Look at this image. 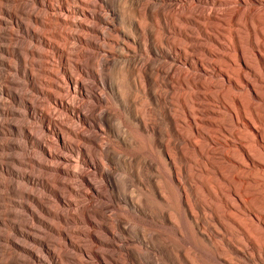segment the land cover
Segmentation results:
<instances>
[{
    "label": "bare ground",
    "instance_id": "obj_1",
    "mask_svg": "<svg viewBox=\"0 0 264 264\" xmlns=\"http://www.w3.org/2000/svg\"><path fill=\"white\" fill-rule=\"evenodd\" d=\"M228 1L230 0H194L193 2L205 4L218 3L221 5L223 3H227ZM233 1L244 3L246 5V8H244L245 10L228 8L223 14L221 12V18L214 15H208V17H206L209 27L215 32V34L211 36H206L207 41L218 49L225 48L224 43L226 41L223 43L222 40L227 39L229 41V47H227L229 51L228 54L220 55V62L228 68V70L220 71L221 80L226 83V86H220L219 91L216 93V96L221 101H224V99L228 100V103L226 101L227 104L223 106L227 111V115L225 114V116L223 115L219 117L220 114L216 105L208 106L206 104L207 106H201L202 104L200 99L213 100L211 96L207 95L208 93L200 94L194 92L193 90H189L188 93L184 94H177L174 92L173 98L180 104H176L174 107L175 111L178 115V119L180 118L179 121L181 124L184 126L186 125L184 132L185 141L182 146L178 145L177 141L174 139L180 135L175 123V117L167 118V127L164 133H162L157 127V120L159 118L158 115L164 114V109L160 107L158 111L149 107V104L156 105L158 97L160 99L164 98L163 96L152 92V82H157V80L151 78L150 72L154 71L156 75L160 77L163 73L166 75L167 71H165L162 64H158L151 59V56L146 58L139 57L137 55V51L143 50L146 51V53L148 52L152 55H156V52L151 47L153 34L149 28V22L153 21L157 25L158 30L156 31L157 35L155 34L156 39L158 42L162 43L165 41V38L164 29L160 24L164 20L169 19L173 23L180 21L186 24L185 27L175 25L178 30L176 33L177 39L179 41H183L187 39L186 32L190 29V27H192L191 25L194 23V19L191 17L187 18L183 13H177L172 9L164 11L161 6L157 5V7H153L148 0H120L121 9L119 10L112 7L110 0H97V3H99V5L105 10V12L100 15H96V13L94 14L91 11L92 9H90L93 6L92 4L94 1L91 4L86 0H65L64 5L56 7L57 10L62 13L60 15L73 16V18L69 20H66L64 17L57 18L59 22H66L68 25L72 26L73 31H66L68 33H65L64 38L67 40V43L65 42L66 45L64 49L62 48L64 56L60 61V73L64 86L60 85V87L58 85V87L49 80L44 83L48 87L51 86L56 88L58 91L66 92V94L68 96L70 95L71 98L69 97L70 99H63L49 96V102L55 107L62 108V110L64 109L71 121L73 120L74 123L93 128L94 134L84 137V139L92 145L91 149H84L71 142H67L65 133H67V135L70 134L73 138L75 136L77 137V134L74 132L72 127L60 124L56 126V123L54 124L48 119L42 130L44 133H51L53 135L54 141L52 140V142H55L59 151L61 149L63 150V153H55L56 151L52 152L51 149L46 148L47 146L44 147L41 143H39L38 147L42 154L41 157H44L45 161L55 160L57 164H55L56 166H48L46 164L44 165V168L54 170L61 175L72 177L74 179L76 178V180H80L83 188H86V193H84V195H93L101 199L105 198V195L99 189L100 184L96 185L97 183L95 184L92 182L89 179L90 177L88 178L77 169L80 164L87 165L89 168L93 166L90 162L84 160L83 156L85 153L99 156L101 162L105 161L107 163H111L115 161L113 154L104 150L98 142V134L103 133L106 130L115 133L114 128L111 126V120L114 115L112 113L93 115L92 112L94 106H89L88 104L87 107H89L87 112H82V107L74 104V99L78 98L83 100L91 99L92 102L94 101L96 103L102 101L101 95L91 92L90 89H88L87 84L80 78V76L95 77L97 83H99L102 88V93H104L105 90H109L118 105L136 121V127L141 132L148 135V144L156 145L158 147L159 155L162 157L165 165H168L171 170L170 174L167 172L165 173L163 179H158L145 174L144 181H141V184H148L151 187L152 195L159 202L168 203L172 206V211H161L159 208H157V210H152L150 211V216H159L162 221L174 226L177 235L181 238H183L186 234L192 240L188 246H175V253L173 257H170L163 248L159 249L160 254L168 259L172 264H212L206 260V255L201 250L205 244L210 245L216 253L221 254L222 257H220V260L225 263L249 264L248 261L242 260L239 256H237V250L232 246L231 239L243 246L245 243L244 238L249 239L254 244L255 251H257L260 247H264V8H261V6L258 7V0ZM35 3L38 6H43L42 0H35ZM8 4L11 5L10 8L8 7ZM23 9L24 5L21 1L19 2V0H0V173L4 175L13 173L15 176L22 177L28 182L33 183L35 180L33 177L22 176L16 171L11 170L8 166L9 160L17 161V157L15 156L16 159L12 158V155L10 156L8 151L20 148L19 144L11 141V136L15 134L25 135L28 133L25 127L11 123L12 120L10 121V119H13L16 115H18V112L10 107L9 101L14 104L22 105L25 110L24 115L28 117H32L34 115V110H36L34 109L32 103L24 101L18 94L9 89L8 85L14 84V79L12 80L7 73L5 74L7 71H13L15 69L14 65H12L14 67L12 68L6 57L11 56L17 61L21 60V56L17 53L16 49L10 48L8 46L9 44H7L9 39L7 35L9 34L8 29H10V25L16 26L19 30L20 28L23 29L32 37L36 36L34 31H28V29L24 28V26H22V24L17 20L16 14L23 12ZM184 12L193 13L197 17H203L201 15L202 13H197L198 9L191 6L186 7ZM30 19L34 23H39L37 15H30ZM90 19L93 21L97 20V22L105 25L106 28L111 27V22H114L115 20L122 21L129 27L128 31L124 29L116 30L122 40L120 42L118 40L114 42L119 45L120 48L119 51L116 52L115 60L108 61L102 54L106 53L105 49L100 44L88 40L82 33H80L95 31L94 27L89 24ZM88 20L89 22H87ZM51 27L52 26H50V28ZM53 30L56 31L55 29ZM50 32H52L51 29ZM97 33L100 37H102V33ZM52 35L57 36L58 34L53 32ZM80 45L92 46L97 51L96 52L94 50L96 52L95 54L89 56L86 55L87 59L84 60L87 64H95L98 68L100 67L101 70H116L120 78L119 82L110 83L105 78L98 80V70L95 72L85 70V64L78 61V56L81 53L79 52L81 50H78V46ZM44 46L49 49L53 48V45L50 42H45ZM187 47L191 51L203 50L204 53H209L206 44L199 41H196L194 44ZM158 51L160 53H164L166 57H174V51L168 52L162 51L161 49ZM247 52L251 55L252 64H250L247 59ZM37 65L39 66V64ZM195 67L201 73L205 72L203 62L201 60L195 62ZM168 71H170L168 77L179 84L180 82H190L195 88L196 86H205V88L214 87L212 83H198L192 77H185L175 69H169ZM42 72L48 75V77L55 76L46 69H43ZM247 75H252L258 85L249 80ZM25 76L29 80L32 89L37 94L44 93L42 89L34 85L32 74L26 73ZM158 82L161 86H166V81L164 79H160ZM241 86H244V88L242 87L241 89ZM64 98H66V96ZM187 101L191 103L193 113L195 112V114L198 115L196 118L193 117V120L197 122L196 126L186 124L188 121L185 122L184 120V113L188 112L185 115L186 119L189 118L188 116L192 117L191 111L186 109ZM130 107L134 108V110L131 111ZM217 116L219 117L218 121L215 120ZM239 123L243 126L245 137L254 149L253 154L248 148L243 147L241 144L228 142L226 144L227 150L222 151L221 153V160L220 158L217 160L218 158L214 159L211 158V155H207L209 154L208 148L205 147L201 149L203 143L197 145L191 142L192 137L200 138V142L202 138L206 137L200 128H213L214 130L216 129V132L229 137L235 135L236 132H234L235 130H233V126ZM162 134L166 137L164 142H160L158 140V137ZM117 138L121 145L130 146L131 142L127 135H117ZM133 141L141 146L138 139L133 138ZM197 156L201 159V168L195 171L192 176L196 185L188 188L183 182V175L187 172V167L184 164V161L189 160L194 162L197 159ZM119 161L127 165H138L143 171L148 172L155 170L154 165L145 158L130 156L127 158H120ZM102 175L106 180L110 179L109 174L105 171L103 172V169ZM66 180L67 179H64L65 182L56 180V182L64 188V190H67L68 194L70 192L74 196H80L81 194L79 189L77 190V187L74 188L71 184L67 183ZM8 188H10V185L6 180L0 182V198H3L4 195H6V190H8ZM52 192L54 193L57 201L56 204L68 206L69 204H76L75 198H73L75 201L69 202L60 191L52 190ZM248 197L251 198L249 199ZM207 199L211 200L208 201ZM135 201L130 199L128 202L135 204V208L142 211L143 207L139 202L143 201ZM88 203L89 202H87V204ZM98 204L93 207L91 212L94 216L103 218L107 205L100 204L99 202ZM0 208H2L0 212H6L2 205ZM40 208L45 210L41 205ZM249 208L258 212L261 218H258L257 214ZM32 209L34 208L32 207ZM181 209H183V211H181ZM87 212L88 210L85 206L77 205L76 212L72 214V221L87 223L92 226H99L103 230V233L111 238H114V232L111 227L97 225L88 218ZM247 215H249V217H245V221L241 219V217ZM207 217L210 218L212 223H206V219H208ZM2 226H6V222L0 217V228ZM231 228H236L237 230L239 229L238 231L241 230L243 235H240L241 237L236 235ZM219 229H221L222 232H219ZM84 230H75V234L81 238L88 237L90 240L96 241L109 248L115 247L108 239L101 238L98 235H93L92 233ZM223 231L225 233H223ZM2 233H0V243L8 239L4 233ZM19 234L23 238L36 241V239L32 237L34 235L29 236L22 232ZM63 235L68 240L67 235ZM146 239L147 238H145V240ZM38 243L42 250L48 254L49 251L47 250L44 242L39 241ZM76 248L82 258H89L92 253L90 249L81 247V245ZM26 252L32 257L40 260L39 255L36 256L28 250H26ZM94 256L97 258L98 264H109L110 261L114 260V253L111 249L101 255L95 253ZM124 256L127 259H132V253L130 251H126ZM254 258L255 255L251 254L248 260H253Z\"/></svg>",
    "mask_w": 264,
    "mask_h": 264
},
{
    "label": "rangeland",
    "instance_id": "obj_2",
    "mask_svg": "<svg viewBox=\"0 0 264 264\" xmlns=\"http://www.w3.org/2000/svg\"><path fill=\"white\" fill-rule=\"evenodd\" d=\"M20 1L24 5V9L23 12L16 14L17 20L22 24V26H24V28H27L28 31H34L36 33V36L32 37L23 29L20 28L19 30L16 26L10 25L11 27H9L10 29H8L9 34L7 35V37L9 38L7 44H9L8 46L10 48L16 49L17 53L21 56V60L17 61L11 56L6 57L9 64L11 66L14 65L15 69L13 71H7L5 72V74L7 73V75L10 76L12 80L14 79V84L8 85L9 89L18 94L24 101L32 103L34 109L36 110H34V115L32 117H28L24 115L25 110L22 105L14 104L13 102L9 101L10 107L18 112V115H16L13 119H10V121L12 120L11 123L25 127L28 133L25 135L15 134L11 136V141L13 143L19 144L20 148L13 150L11 149L8 151L10 156L12 155V158L16 159L17 157V161L9 160L8 166L11 170L16 171L22 176H31L35 180L33 183H30L22 177L15 176L13 173L8 175L0 173V182L6 180L10 185V188L6 190V195H4L3 198H0V206L2 205V207H4V209L6 210V212H0V214H3H1L0 217L6 222V226H2L0 228V233H2L3 231L4 235L8 238L7 240L0 243V247L2 249H0V264H98L97 258L94 256V254L97 253L101 255L110 249L114 253V260L110 261L109 264H172L168 259L160 254L159 249L163 248L170 257H173L175 253V246H188L192 240L186 234L183 238H181L179 235H177L174 226L162 221L159 216H150V211L152 210H157V208H159V210L161 211H172V206L168 203L159 202L152 195L151 187L148 184H141V181H144L145 174L158 179H163L165 173L167 172L170 174L171 170L169 169L168 165H165L162 157L159 155L158 147L156 145L148 144V135L141 132L136 127V121L118 105L117 101L111 95L109 90L104 91L105 95L104 93H102V88L100 84L97 83L95 77L94 79L91 76H80V78L83 79V81L87 84L88 89H90L91 92L101 95L102 101L96 103L94 101L92 102L91 99L83 100L78 98L74 99V104L82 107V112H87L88 107L93 105V115L102 113H112L114 115L111 120V126L114 128L116 134L106 130L103 133L98 134V142L104 150L109 151L113 154L115 161L111 163H107L105 161L101 162L99 156L85 153V155L83 156L84 160L90 162V164H92L93 166L89 168L87 165L80 164V169H77L88 178L90 177L89 179L95 184L97 183L96 185L100 184L99 189L105 195V198L101 199L93 195H84V193H86V188H83L80 180H76V178L74 179L72 177L61 175L54 170L44 168V165L46 164L48 166L55 165L56 161H45L44 157H41L42 154L38 147L39 143H41L44 147L47 146L46 148L51 149L52 152L56 151L55 153H63V150L60 149L59 151V148L58 146H56L55 142H52V140L54 141L53 135L51 133H44V131L42 130V128L46 125L48 119L54 124L56 123V126L60 124L63 126L68 125L72 127L74 132L77 134V137L75 136L73 138V136H71L70 134L67 135V133H65L67 142H71L74 145L84 149L92 148V145L88 143L84 139V137L93 135L94 129L74 123L73 120L71 121L70 117L64 109L62 110V108L53 106L49 102V96L63 99H67L69 97L71 98V96H68L66 92L58 91L54 87H48L44 83L45 81L49 80L57 86H64L61 80L60 73V61L64 56V51H62V48L64 49L67 43V40L64 38L65 33L72 32L73 28L66 22H59L57 18L64 17L66 18V20H69L72 19L73 16L65 15V17L63 15H60L62 13L59 12L56 7L59 5H64L65 0H42L43 6H38L35 3V0H19V2ZM86 1L90 2L91 4L93 1L95 2H93V6L90 8L92 9L91 11L94 14L96 13V15H100L105 12V10L99 5V3H97V0ZM110 1L114 9H121L120 0ZM148 1L150 2L151 0ZM193 1L194 0H152L150 3L153 7H157L158 5L161 6L164 11L172 9L177 13H183L187 18H193L194 23L191 25L192 27H190V29L186 32L187 39L179 41L176 35L178 30L176 29L175 25L179 27H185L186 24L180 21H176L177 23L174 22V24L169 19L164 20L160 25L164 29L165 41L161 43L156 39V31L158 30V27L155 22L151 21L149 22V28L153 34L151 47L156 52V55H152L148 52L146 53V51L143 50L137 51V55L139 57L146 58L151 56V59H153L158 64H162L165 71H167L166 75L165 73H163L160 77L157 76L154 71L150 72V76L152 79H156L157 82L160 79H164L166 81V86H161L159 82H152V92L157 95L163 96L164 98L160 99L158 97L156 105L149 104V107L153 110L158 111L160 107L164 109V114L158 115L159 118L157 120V127L162 133H164L167 127V118L175 117V123L180 135H178L174 139L180 146H182L185 141L184 132L186 125L184 126L181 124V122L179 121L180 118L178 119V115L175 111L174 107L176 106V104H180L173 98L174 92L177 94H184L188 93L189 90H193L194 92L200 94L208 93L207 95L211 96L213 100L200 99V102L202 104L201 106L204 107L206 104L208 106L216 105V108L218 109L220 114L219 117L223 115L225 116V114L227 115V111L223 106L228 103V100L224 99V101H221L216 96V93L217 91H219L220 86H226V83L221 80L220 71L228 70V68L220 62V55L228 54L229 51L227 47H229V41L227 39L222 40L223 43L226 41L224 43L225 48L223 49H218L207 41L206 36H211L215 34V32L209 27V23L206 17H208V15H214L221 18V12L223 14L224 11L228 8H237L238 10H245L244 8H246V5L244 3L234 2L233 0H230L227 3H223L221 5L218 3L205 4L196 3ZM258 3V7L261 6V8H264V0H258ZM234 4L236 5V7ZM188 6L198 9L197 13H202L201 15L203 17H197L193 13H185L184 9ZM8 7L10 8L11 5L8 4ZM128 13L132 15L130 12ZM30 15H37V17L39 18V23H34L30 19ZM87 22H89V20ZM89 24L94 27L95 31L80 33H82L88 40L100 44L106 51V53L102 54L108 61L115 60L116 52L119 51L120 48L119 45L114 42L116 40H118L119 42L122 40L116 30L124 29L128 31L129 27L119 20L111 22L112 26L107 28L105 25L97 22V20L93 21L90 19ZM50 26L52 27L50 28ZM50 29L52 32H50ZM53 29H55L56 31H54ZM67 30L68 32H66ZM53 32L58 35H52ZM97 32L102 33L103 38L100 37ZM196 41L202 42L203 44L205 43L209 53H204L203 50H189L187 46L194 44ZM45 42H50L53 45V48H46L44 46ZM159 49L168 52L174 51V57H166L164 53H160L158 51ZM78 50H81L79 51L81 53L78 56L79 60L78 58L77 60L85 64V70H88L90 72H95L98 70V80L105 78L110 83L119 82L120 78L116 70H101L97 65L89 63L87 64V62H85V60L87 59L86 55L89 56L97 52L92 46L80 45L78 46ZM246 56L249 63L252 64L251 55L247 52ZM199 60L203 62V66L205 69L204 73H201L195 67V62H198ZM37 64H39V66ZM14 67L12 66V68ZM43 69H46L47 71L53 73L55 76L48 77V75L42 72ZM169 69H175L185 77H192L198 83H212L214 87L205 88V86H196L195 88L190 82H180L179 84L178 82L168 77L170 74V71H168ZM26 73L32 74L34 85L42 89L44 92L43 94H37L32 89L29 80L25 76ZM247 77L249 78V80L258 85L252 75H247ZM242 87L244 88V86H241V89ZM65 96L66 98H64ZM186 103V109L191 111L192 117L188 116L190 119H186L185 115L188 112L184 113V120L185 122L188 121L186 124L196 126L197 122L193 120V117L196 118L198 117V115L195 114V112L193 113L191 103L188 101ZM87 104L89 105L88 107ZM130 110L133 111L134 108L130 107ZM219 117L217 116L215 120L218 121ZM118 122L120 125L118 124ZM233 127V130H235L234 132L236 133L235 135L229 137L227 135L216 132V129L214 130L213 128H208L209 130L207 128H200L204 132L206 137L202 138L201 142L199 141L200 138L192 137L191 142L197 145L203 143L201 149L205 147L208 148L209 154L207 155H211V158L214 159L218 158L217 160H219V158L221 160V153L222 151L227 150L226 144L228 142L241 144L243 147L248 148L253 154L254 149L251 146V143L246 139L241 123L234 125ZM117 135H127L131 142L130 146L121 145L117 138ZM133 138L138 139L141 143V146L134 143ZM165 139L166 137L163 134L158 137V140L160 142H164ZM130 156H137L149 160L154 165L155 170L147 172L143 171L138 165H127L119 161L120 158H127ZM200 160L201 159L197 156V159L194 162L189 160L184 161V164L187 167V172L183 175V182L188 188L196 185V182L192 176L195 171L201 168ZM102 169L103 172L105 171L109 174L110 179L106 180L104 178V176L102 175ZM64 179H67L66 182L71 184L74 188L77 187V190L79 189L81 195L74 196L70 192L68 194V191L64 190V188H62L56 182V180L65 182ZM52 190L60 191L65 199L69 202H73L76 199L75 205L85 206L88 210V218L91 221L95 222L97 225L109 226L112 228V231L114 232V238H111L103 233V230L99 226H92L87 223L72 221V214L76 212V206L72 204H69V206L59 204L61 205L59 206L58 204H56L57 201ZM71 198L75 199L72 200ZM248 198L250 199L251 197ZM130 199H132L133 201H143L139 202L143 207V210L139 211L137 208H135V204L129 203L128 201ZM207 200L209 201L211 199ZM87 202L89 203L87 204ZM98 202L100 204L107 205V208L104 211L103 218H98L91 212L93 207L96 206ZM40 205L43 206L45 210H42L40 208ZM32 207L34 209H32ZM1 210L2 208H0V211ZM250 210L256 213L258 218H261L258 212L252 209ZM181 211H183V209H181ZM243 217H241V219L245 221V217L247 218L249 217V215ZM207 218L208 219H206V223H212L210 218ZM78 229L90 232L93 235H98L101 238H106L112 244H114L115 247H106L96 241L90 240L88 237L81 238L75 234V230ZM201 230L204 231L203 229ZM231 230L238 236L243 235L241 230L238 231L239 229L237 230L236 228H231ZM218 231L222 232L221 229H219ZM21 232L29 236L34 235L32 237H34L36 241H31L21 237L19 234ZM223 233L225 232L223 231ZM63 234L67 235L68 240L64 237ZM145 238L147 239L145 240ZM39 241L44 242L47 250L49 251L48 254L47 252L42 250L38 243ZM244 241L245 243L243 246L231 239L232 246L237 250V256H239V258L242 260L248 261L249 264H264V247H260L257 251H255L254 244L251 242V240L244 238ZM80 245L81 247H85L92 251L89 258H82L81 254L76 248ZM26 250L32 252L36 256L39 255L40 260L32 257L29 253L26 252ZM201 250L206 255L205 258L208 262L212 264L225 263L220 260V257H222V255L216 253V251H214L210 245L205 244ZM126 251H130L132 253V259L125 258L124 254ZM120 253L123 255H121ZM251 254L255 255V258L253 260H248Z\"/></svg>",
    "mask_w": 264,
    "mask_h": 264
}]
</instances>
